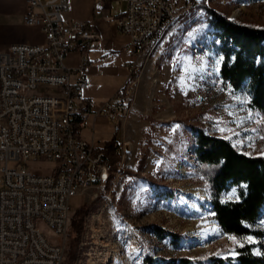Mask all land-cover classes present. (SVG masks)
Masks as SVG:
<instances>
[{
	"label": "rangeland",
	"instance_id": "374dc122",
	"mask_svg": "<svg viewBox=\"0 0 264 264\" xmlns=\"http://www.w3.org/2000/svg\"><path fill=\"white\" fill-rule=\"evenodd\" d=\"M2 1L0 53L13 43L35 42L44 36L40 27L16 17L21 0ZM87 2L69 0L70 13L82 11ZM208 7L230 19L264 26V0H196L188 11L178 12L155 53L141 59L135 73V84L130 86L135 97L117 133L121 153L116 154L112 141L106 148L116 163L114 169L103 178V186L70 199L65 264H146L149 255L164 262L188 256L204 262L194 264H210L212 256L234 258L244 243L255 244V252L264 256V235L240 239L221 230L211 211L210 169L201 166L194 152V129L200 127L230 139L242 152L264 156V113L250 104L248 89L236 91L221 79L223 40L212 26ZM115 32L110 30L111 38ZM116 34L109 57L115 70L133 59L118 51L127 43L126 34ZM100 80L105 83L95 87L99 95L120 86L116 76L106 74ZM58 92L59 86L51 84H41L36 90L39 94ZM18 163L43 173L57 165L35 156ZM222 197L234 198L236 191ZM83 206L90 209L78 240L72 217ZM258 226L264 229V216ZM40 227L53 241L60 240L47 224ZM159 228L162 235L156 231Z\"/></svg>",
	"mask_w": 264,
	"mask_h": 264
},
{
	"label": "built area",
	"instance_id": "2783aa9c",
	"mask_svg": "<svg viewBox=\"0 0 264 264\" xmlns=\"http://www.w3.org/2000/svg\"><path fill=\"white\" fill-rule=\"evenodd\" d=\"M24 22L38 26L46 40L19 42L0 53V264H65L70 226V199L92 187L103 186L109 165H116L106 148L83 134L91 106L82 105L89 86L88 54L77 66L65 56L78 42L90 47L100 42V31L86 20L67 22L69 0H27ZM127 3L117 19L130 38L123 51L128 77L96 112H104L118 133L135 96L137 51L148 38H159L167 21L194 0H117ZM41 84L58 85V94L36 93ZM121 153V142L113 143ZM32 156L57 165L50 173L18 162ZM15 161V165H10ZM47 224L60 238L53 241L40 227Z\"/></svg>",
	"mask_w": 264,
	"mask_h": 264
},
{
	"label": "trees",
	"instance_id": "16d2710c",
	"mask_svg": "<svg viewBox=\"0 0 264 264\" xmlns=\"http://www.w3.org/2000/svg\"><path fill=\"white\" fill-rule=\"evenodd\" d=\"M208 11L213 28L223 40L221 79L236 91L248 89L250 104L264 113V26L230 19L213 7H208ZM194 133V152L198 162L210 169L211 211L221 230L240 239L249 235L261 238L264 229L258 224L264 216V156L242 152L230 139L207 133L200 127H196ZM113 148L115 150L114 145ZM108 175H105L106 178ZM231 190L236 191V197H222L223 193ZM89 209L83 206L72 217L78 240ZM156 231L159 235L163 234L160 228ZM173 235L178 236L174 232ZM254 245L244 243L239 246L234 258L212 256L210 264H226L227 260L230 264H264V256L255 252ZM76 254L77 251L72 252L71 258H75ZM197 260L182 256L178 259L166 258L164 262L149 255L146 264H194ZM200 263H204L203 260Z\"/></svg>",
	"mask_w": 264,
	"mask_h": 264
},
{
	"label": "crops",
	"instance_id": "0c3cea01",
	"mask_svg": "<svg viewBox=\"0 0 264 264\" xmlns=\"http://www.w3.org/2000/svg\"><path fill=\"white\" fill-rule=\"evenodd\" d=\"M21 1L22 2L20 3V8L15 12L16 17L20 20V22L24 20V14L28 10V1ZM0 2L3 1L0 0ZM126 9L127 3L125 1L117 3V0H88L87 3H84V9L82 11H78L77 13L74 12L73 14H71V6L69 5V9L67 11H64L63 13L64 19L67 22H70L74 19L86 20L90 26L97 27L101 33L99 43L90 47H86L82 42H78L77 46L67 53L64 61L65 64L68 66H77L81 63L83 52L87 51V71L90 75V78L92 77V84H90L89 82V86L87 87L86 94L84 95V102L82 105L91 106L92 111L88 113V115L85 117L86 126L83 129V134L87 138L94 140V142L98 146L104 148H107L108 143L110 141L114 143V141L116 139L119 140V138L117 137V133H115L114 131V124L110 120V118L104 112H99L97 114L96 112L102 108L104 100H107L108 98L113 96L117 89L115 91V89L112 88L108 91L102 92L99 95L97 91H95V87L104 86L103 84L105 83V80L100 79L105 78L106 74L107 76H116L119 79V84H122L124 80L128 77V70L126 64L132 59V57L124 61V63H122V66L116 70L114 69L115 67L113 64L111 67L109 64V57L111 54L110 49H113L111 48V46L113 47V44L115 43V40L118 36L116 33H119V31H121L118 27L117 19L126 13ZM35 27L37 28L38 26ZM110 30L116 31L115 33H113V38H111L112 33H110ZM126 37L128 38L126 39V44H128L130 38L128 37V35H126ZM45 40V35H42V37H40L39 39L36 38L35 42L30 43H40L44 42ZM118 51L129 56V53L123 51L122 48H118ZM141 59H143V57L137 56L138 63H140ZM103 67L105 69H103ZM121 77L122 79L120 80ZM97 135H99V137H97L96 139ZM111 136L112 138H110ZM100 137L105 139V142H101Z\"/></svg>",
	"mask_w": 264,
	"mask_h": 264
},
{
	"label": "bare ground",
	"instance_id": "6f19581e",
	"mask_svg": "<svg viewBox=\"0 0 264 264\" xmlns=\"http://www.w3.org/2000/svg\"><path fill=\"white\" fill-rule=\"evenodd\" d=\"M196 3V0H194L193 2H188L185 5V10L188 11V9H190L191 7H193ZM178 16V12H176V14H174L172 17H170V19L167 21V26L164 27V33L159 34V38H148V43L144 49V51H137V56L138 57H143V58H148L150 56V54H152L154 52V50L159 47L161 41L163 40V38L165 37V35L167 34L168 30L171 28L173 22L175 21V19ZM141 64L137 62V65H135V73L138 69V66H140ZM129 96L131 95V88H129ZM114 169V165H109V171L108 173H110L112 170ZM110 257H107V260H110ZM94 262L90 261V264H93ZM110 264V263H108Z\"/></svg>",
	"mask_w": 264,
	"mask_h": 264
}]
</instances>
